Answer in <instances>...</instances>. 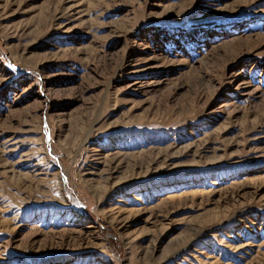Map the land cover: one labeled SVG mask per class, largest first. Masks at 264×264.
<instances>
[{"label":"rangeland","instance_id":"obj_1","mask_svg":"<svg viewBox=\"0 0 264 264\" xmlns=\"http://www.w3.org/2000/svg\"><path fill=\"white\" fill-rule=\"evenodd\" d=\"M0 264H264V0H0Z\"/></svg>","mask_w":264,"mask_h":264}]
</instances>
